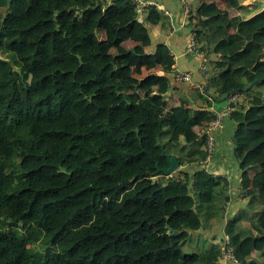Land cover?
<instances>
[{
  "label": "trees",
  "instance_id": "obj_1",
  "mask_svg": "<svg viewBox=\"0 0 264 264\" xmlns=\"http://www.w3.org/2000/svg\"><path fill=\"white\" fill-rule=\"evenodd\" d=\"M197 7L188 24L216 58L190 109L167 99V48L153 53L164 75L143 79L124 48L134 39L136 55L150 51L149 28L165 27L155 8L136 22L130 0L104 13L100 0H0V264H224V240L238 264H260L254 249L242 252L252 236L242 221L264 202V7L251 17L210 11L203 31ZM225 96H238L232 154L255 213L226 221L218 241L204 233L225 220L227 181L196 168L207 154L199 124ZM20 156L38 166H18ZM166 157L180 164L172 177L156 172Z\"/></svg>",
  "mask_w": 264,
  "mask_h": 264
},
{
  "label": "crops",
  "instance_id": "obj_2",
  "mask_svg": "<svg viewBox=\"0 0 264 264\" xmlns=\"http://www.w3.org/2000/svg\"><path fill=\"white\" fill-rule=\"evenodd\" d=\"M112 1L113 0H100L103 13L111 7ZM153 1L157 3V7H155V9L165 17V27L153 26L152 28H149V35L151 37V49L143 56L133 53L136 46V41L134 39H131L128 43L124 44V48L132 53L133 57L140 58V61L143 63V66L141 68L143 76H141V79L146 78L152 74H157V77H161L164 75V72L159 70V68L153 64V53L154 50L159 46L167 48L174 62L173 71L169 75L171 90L167 94V99L172 98L178 102H186L188 108L195 109L196 106L199 105L193 102L191 98L192 94H190V92L200 89L205 80L202 79L200 74V59L197 57H190L185 54L188 38L193 31V27L188 26L189 18H185L181 13L180 0ZM191 5L193 10L195 9V7H197V4H195V0H191ZM263 7L264 0H201V2L198 4L197 9L195 10V13L199 15L196 22V29L198 31L204 30V28L207 26V17L212 14L210 11H213V13H225L228 16L243 15L245 17H251L260 12ZM137 14H139V18L136 22H142V20L146 16L145 9H143L141 12L137 11ZM129 21V19L114 20L113 23L114 25L122 26ZM206 49L208 50V46ZM205 55L207 57V60L210 61L215 60L216 58V56L209 52H207V54ZM211 68L212 66L208 63V69L210 70ZM182 72L190 73L192 75L191 84H182L174 81L173 75L175 73ZM233 85L234 84L232 81L229 82L228 90H231L233 88ZM207 88L208 85H206V89ZM251 88L253 89L254 87L252 86ZM207 92H211L209 88ZM262 92L264 93V88L262 89ZM225 97L218 100L217 102L211 103V107L209 108V110L214 114L226 113L229 108V100L225 99ZM239 99L241 102L243 100V97H239ZM255 104L259 105L261 104V102L256 101ZM201 110L204 111L203 109ZM199 125H201V127L203 128L205 127L203 129V132H206V126L208 125H206L204 122H201ZM234 126L235 125L230 120L229 116L225 115L221 128L214 133L215 152L211 161L207 165V170H209L212 175L214 174L215 176L222 177L227 181V189L230 201L227 206L225 220L223 221V223L215 227L211 234L204 233V237L207 240H210V238L216 236L219 241L223 237V227L226 221L232 220L237 217H249L252 216L253 213H255V211L246 212L250 196H243L240 188L242 172H239L236 169L232 154L231 139L234 131ZM200 168L202 169L203 167L199 166L196 169ZM253 174L254 172L250 173V177H252ZM256 209L260 213V215L254 221H242V224L246 226L252 234L250 241L243 244L242 252L244 255L248 256L250 254V251L254 249V252H252L251 256L256 258L260 264H264V202L259 204Z\"/></svg>",
  "mask_w": 264,
  "mask_h": 264
},
{
  "label": "built area",
  "instance_id": "obj_3",
  "mask_svg": "<svg viewBox=\"0 0 264 264\" xmlns=\"http://www.w3.org/2000/svg\"><path fill=\"white\" fill-rule=\"evenodd\" d=\"M137 5V11L141 12L143 9L146 8H155L157 7V3L153 0H130ZM181 4V13L185 18H189L190 13L193 11L191 0H180ZM188 26H191L188 24ZM185 54L190 57H197L201 61L200 65V74L203 80L206 81L208 78V60L206 55L203 52L198 50L197 46V39L193 31L191 32L188 43L185 49ZM174 81L182 84H191L192 83V75L190 73H175L173 75ZM238 100V96H232L229 99V108L226 113H217L215 114L214 118L210 121L209 126L205 132L206 137V157L201 162V166L204 170H207V165L211 161L214 152H215V138L214 133L221 128L223 124V118L225 115L229 116L230 114V106ZM226 241L224 240L222 243V253H221V260L225 263H237L234 254L230 249L226 248Z\"/></svg>",
  "mask_w": 264,
  "mask_h": 264
},
{
  "label": "water",
  "instance_id": "obj_4",
  "mask_svg": "<svg viewBox=\"0 0 264 264\" xmlns=\"http://www.w3.org/2000/svg\"><path fill=\"white\" fill-rule=\"evenodd\" d=\"M12 0H7V4H10ZM139 18V14H137V17L134 19V21H137ZM133 53H135L133 51ZM148 77H157V74H152ZM146 77V78H148ZM257 80H254L250 83V85H248L246 88L243 89L244 92L248 91L255 83H256ZM225 99H227V96L225 97ZM166 160H167V164H168V167L167 168H164V169H160L158 168V166L156 165L155 168H156V172L157 173H161L163 176L165 177H172V175L180 169V164L178 162V160L175 158V157H166ZM169 232L171 233V235L173 236H176L177 235V232L176 231H173L171 229H169L168 227H166Z\"/></svg>",
  "mask_w": 264,
  "mask_h": 264
},
{
  "label": "rangeland",
  "instance_id": "obj_5",
  "mask_svg": "<svg viewBox=\"0 0 264 264\" xmlns=\"http://www.w3.org/2000/svg\"><path fill=\"white\" fill-rule=\"evenodd\" d=\"M7 156H8V152L2 150L1 158L2 159H6ZM16 161H17L18 166H21V167H36V166H38V163L37 162H35L33 160H27V159H25V158H23L21 156H20V158H17ZM205 171H207L208 173H210L209 170H205Z\"/></svg>",
  "mask_w": 264,
  "mask_h": 264
}]
</instances>
